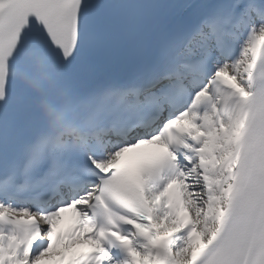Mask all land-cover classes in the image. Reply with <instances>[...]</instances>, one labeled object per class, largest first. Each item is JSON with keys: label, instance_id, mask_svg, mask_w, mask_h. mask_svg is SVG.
<instances>
[{"label": "snow or ice", "instance_id": "6c2138e0", "mask_svg": "<svg viewBox=\"0 0 264 264\" xmlns=\"http://www.w3.org/2000/svg\"><path fill=\"white\" fill-rule=\"evenodd\" d=\"M14 43L62 99L0 88V264H264V0H0Z\"/></svg>", "mask_w": 264, "mask_h": 264}, {"label": "bare ground", "instance_id": "6f19581e", "mask_svg": "<svg viewBox=\"0 0 264 264\" xmlns=\"http://www.w3.org/2000/svg\"><path fill=\"white\" fill-rule=\"evenodd\" d=\"M70 218H71V214H65V215H64V220H65V219H70ZM64 220H63V221H64Z\"/></svg>", "mask_w": 264, "mask_h": 264}]
</instances>
